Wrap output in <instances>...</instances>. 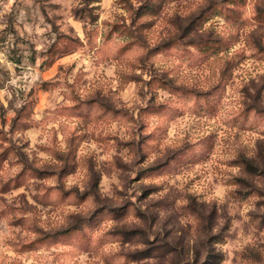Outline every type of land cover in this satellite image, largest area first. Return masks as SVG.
Wrapping results in <instances>:
<instances>
[{
  "label": "rangeland",
  "instance_id": "1",
  "mask_svg": "<svg viewBox=\"0 0 264 264\" xmlns=\"http://www.w3.org/2000/svg\"><path fill=\"white\" fill-rule=\"evenodd\" d=\"M0 264H264V0H0Z\"/></svg>",
  "mask_w": 264,
  "mask_h": 264
},
{
  "label": "trees",
  "instance_id": "2",
  "mask_svg": "<svg viewBox=\"0 0 264 264\" xmlns=\"http://www.w3.org/2000/svg\"><path fill=\"white\" fill-rule=\"evenodd\" d=\"M88 17H90L91 18V14H89V16ZM83 19V18H82ZM66 232L67 231H65V230H62V231H59V232H57V234L58 235H63V234H66Z\"/></svg>",
  "mask_w": 264,
  "mask_h": 264
}]
</instances>
